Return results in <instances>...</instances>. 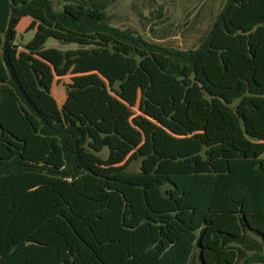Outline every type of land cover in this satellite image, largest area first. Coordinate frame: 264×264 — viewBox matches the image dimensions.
Masks as SVG:
<instances>
[{
	"label": "trees",
	"instance_id": "16d2710c",
	"mask_svg": "<svg viewBox=\"0 0 264 264\" xmlns=\"http://www.w3.org/2000/svg\"><path fill=\"white\" fill-rule=\"evenodd\" d=\"M62 1L0 0V264H237L263 249L264 0H226L190 48L112 25V0ZM35 9L64 33H105L134 58V47L162 56L141 113L135 63L107 81L75 76L61 116L41 112L8 57L15 21ZM219 32L232 39L224 55L212 48ZM142 132L158 142L140 150L137 171L81 164L82 138L113 147ZM256 251L243 263L264 264Z\"/></svg>",
	"mask_w": 264,
	"mask_h": 264
},
{
	"label": "rangeland",
	"instance_id": "374dc122",
	"mask_svg": "<svg viewBox=\"0 0 264 264\" xmlns=\"http://www.w3.org/2000/svg\"><path fill=\"white\" fill-rule=\"evenodd\" d=\"M225 1L112 0L106 6L105 12L110 17L112 25L130 27L149 41L190 48L208 32ZM62 4V0H53L55 9L61 8ZM64 31L59 24L50 22L40 9L18 18L12 27L8 50L9 61L20 85L41 112L61 116L60 108L66 99L67 86L75 76L86 72H97L107 81L111 68L130 63H135L137 70L133 79L139 85L135 110L142 107L141 86L145 85L149 75L163 74L161 70L165 68L166 63L162 56L134 47L138 54L134 58L130 53L132 45L119 42L108 34H71ZM49 32H55L60 36H54L55 39L50 38ZM231 41L228 34L219 32L213 39L212 48L224 55L227 53V49L225 52L224 48L232 43ZM34 72L40 76L39 81ZM118 84L119 81L116 85ZM172 84L174 83L171 81ZM246 89L252 92L251 88ZM174 94L180 97V88L174 87ZM134 112L135 115L138 114ZM142 137L138 143L134 142L135 138H129L123 141L126 145L113 147L109 143L97 145L95 142L94 145L93 141L82 138L79 141L81 164L100 166L106 170L124 167L128 171L135 172L141 164L147 163V154L141 153L140 150L154 149L158 142V139H150L149 135L144 133ZM144 141L147 142L146 145L143 144ZM261 156L264 158V152ZM255 251V249L247 250L237 264H244V259L248 256L252 257ZM256 252L263 255L264 248ZM245 264L262 263L251 261Z\"/></svg>",
	"mask_w": 264,
	"mask_h": 264
},
{
	"label": "crops",
	"instance_id": "0c3cea01",
	"mask_svg": "<svg viewBox=\"0 0 264 264\" xmlns=\"http://www.w3.org/2000/svg\"><path fill=\"white\" fill-rule=\"evenodd\" d=\"M87 73V72H86ZM83 74H85V73H83ZM80 75V74H79ZM99 75V74H98ZM101 76V75H100ZM102 77V76H101ZM136 112H138V113H141V110L140 109H138V110H135Z\"/></svg>",
	"mask_w": 264,
	"mask_h": 264
}]
</instances>
